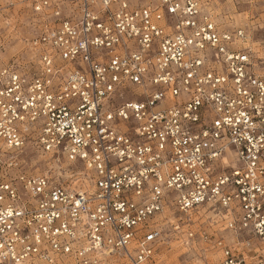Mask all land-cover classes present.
I'll return each mask as SVG.
<instances>
[{
	"label": "built area",
	"instance_id": "2783aa9c",
	"mask_svg": "<svg viewBox=\"0 0 264 264\" xmlns=\"http://www.w3.org/2000/svg\"><path fill=\"white\" fill-rule=\"evenodd\" d=\"M25 1L34 59L0 64V264H162L196 237L219 264H264V57L247 30L209 0Z\"/></svg>",
	"mask_w": 264,
	"mask_h": 264
},
{
	"label": "rangeland",
	"instance_id": "374dc122",
	"mask_svg": "<svg viewBox=\"0 0 264 264\" xmlns=\"http://www.w3.org/2000/svg\"><path fill=\"white\" fill-rule=\"evenodd\" d=\"M209 10L222 26L245 28L249 37L248 45H243L249 46L255 55L264 57V1L209 0ZM35 19L36 15L27 1L0 0V64L18 61L25 65L34 59L31 40L36 35ZM27 162L32 172L50 176H56L61 166L59 161L50 159V155L37 152H31ZM80 171L81 166L77 169ZM69 176L64 174V179L70 182ZM197 226L195 224L192 228L197 230ZM202 227L210 231L208 223ZM168 245L170 248H163L161 252L162 264H219L220 255L216 249L199 237L191 240L189 245L176 239Z\"/></svg>",
	"mask_w": 264,
	"mask_h": 264
},
{
	"label": "bare ground",
	"instance_id": "6f19581e",
	"mask_svg": "<svg viewBox=\"0 0 264 264\" xmlns=\"http://www.w3.org/2000/svg\"><path fill=\"white\" fill-rule=\"evenodd\" d=\"M246 44L248 45V43H245V45H246ZM74 184L77 185V184H79V183H78V182H75Z\"/></svg>",
	"mask_w": 264,
	"mask_h": 264
}]
</instances>
